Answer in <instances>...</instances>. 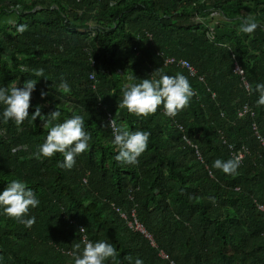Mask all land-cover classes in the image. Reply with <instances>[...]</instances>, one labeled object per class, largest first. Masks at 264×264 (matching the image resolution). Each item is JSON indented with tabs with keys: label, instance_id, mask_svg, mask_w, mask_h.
<instances>
[{
	"label": "trees",
	"instance_id": "16d2710c",
	"mask_svg": "<svg viewBox=\"0 0 264 264\" xmlns=\"http://www.w3.org/2000/svg\"><path fill=\"white\" fill-rule=\"evenodd\" d=\"M249 16L259 24L251 35L239 32ZM159 51L196 72L165 65ZM158 69L189 79V106L174 118L161 106L146 119L119 108L128 78L140 83ZM30 79L38 82L21 126L4 123L0 105V193L19 179L40 203L26 217H35L31 228L0 209V264H74L73 245L83 248L85 235L112 244L119 264H264V147L253 128L264 140L255 91L264 83V0H0V87ZM62 80L70 91L59 88ZM245 105L251 112L240 116ZM37 106L43 116L60 110L53 124L84 117L91 140L72 169L60 166V153L36 158L48 134L31 119ZM106 114L151 134L137 165L115 160ZM242 146L249 152L236 174L213 167ZM115 209L127 220L133 210L150 238Z\"/></svg>",
	"mask_w": 264,
	"mask_h": 264
},
{
	"label": "clouds",
	"instance_id": "9594fccd",
	"mask_svg": "<svg viewBox=\"0 0 264 264\" xmlns=\"http://www.w3.org/2000/svg\"><path fill=\"white\" fill-rule=\"evenodd\" d=\"M258 27L259 24L255 19L249 16L240 24L239 32L251 35ZM26 29V25H20L17 30L22 34ZM36 75L43 77V70ZM128 79L129 82L122 87V101L119 103V108L126 109L129 114L136 117L146 119L155 115L163 106L164 114L174 118L189 106L191 98L195 95L189 79L182 73L170 76L158 69L151 78L143 79L140 83L131 82V77ZM37 82L36 79H30L24 83L23 87H19L15 82L7 87H0V105L4 106L2 113L4 123L14 121L19 127L30 117L31 95ZM59 88L63 92L70 91L66 80L61 81ZM246 90L251 92V85H247ZM255 91L259 94L257 106H264V83L256 84ZM46 95L47 93L41 92L42 98ZM60 116L61 112L58 108L47 116H43L40 107L37 106L31 119L35 121L39 117L43 128L48 129V134L35 155L37 159L41 156L51 159L60 153L64 157L60 166L70 170L76 164V157L88 150L91 136L85 131L83 116L74 114L62 123L53 124V121L59 120ZM108 127L114 137L112 143L117 152L115 160L122 166L137 165L138 158L148 148L151 134L145 131H130L125 125H118L115 118L110 121ZM241 162L239 156L227 161L216 159L213 167L224 174L234 175ZM39 203L34 191L27 187L26 182L19 179L9 182L6 189L0 193V209L3 210V214L24 224L27 228L35 224V217H26H29L30 209L38 207ZM85 230L81 228L80 233H84ZM81 240L83 248L81 243L73 245L71 256L74 264H106L108 261H111V264H119L117 250L112 244L103 240L92 242L86 235L82 236ZM128 259L131 260V257ZM134 264H144V261L136 258Z\"/></svg>",
	"mask_w": 264,
	"mask_h": 264
},
{
	"label": "built area",
	"instance_id": "2783aa9c",
	"mask_svg": "<svg viewBox=\"0 0 264 264\" xmlns=\"http://www.w3.org/2000/svg\"><path fill=\"white\" fill-rule=\"evenodd\" d=\"M211 15L212 16H218V13L213 12ZM195 20L199 21V17L196 16ZM206 33H207V36H208V38L210 40L214 39V34H213L212 27H208ZM147 35L149 36V38H151V34H147ZM157 54L163 56V60H164L165 65H176V66H179V67H183V68L187 69V71L190 74H194L196 72L195 68L193 67V65L187 59H185L183 57H175V56H172V55H166V54H164L163 51H159ZM92 64H93V60H89V66L90 67H92ZM235 69L241 74L244 73L243 69L238 64L236 65ZM94 77H95V73L91 70L88 73V80L90 82H92V89H94V85H93ZM245 84H246V87H247V83L246 82H245ZM248 112H251V108H250L249 105H245V106H243V108L241 109L239 114H240V116H242V115H244V114H246ZM106 119H107V122L109 124L110 121H111V118H110L109 114H106ZM178 127H179L178 128L179 130H182V126L181 125H178ZM253 128L256 131V135L260 139L262 146L264 147V140L261 138V136H260V134H259V132L257 130V126L255 124H253ZM183 139H184V137H183ZM184 141H185V143L189 144L188 140L184 139ZM248 152H249L248 148L246 146H242V148L233 151L232 152V156L233 157L239 156V157H241V161H243V159L245 158V156H246V154ZM195 154L197 155L196 158L200 160V157L198 156V154L197 153H195ZM82 183L86 184V179L85 178H83ZM132 197H133V191L127 192V198L132 199ZM258 207H259L260 210L264 211V205H258ZM115 211L119 214L120 218L123 219L126 222L127 225H129L130 228L138 230L142 234H144V236L150 238L149 234L145 231V229L142 227V225L135 218V214H134L133 210L130 212L131 220H127L126 217H125V214L121 210L115 209ZM80 229H81V227H80ZM81 239H82V237H81ZM159 256H161L163 258H167V255H165L162 252L159 253Z\"/></svg>",
	"mask_w": 264,
	"mask_h": 264
},
{
	"label": "crops",
	"instance_id": "0c3cea01",
	"mask_svg": "<svg viewBox=\"0 0 264 264\" xmlns=\"http://www.w3.org/2000/svg\"><path fill=\"white\" fill-rule=\"evenodd\" d=\"M258 205H263V204H259V203H258ZM258 208H259V207H258Z\"/></svg>",
	"mask_w": 264,
	"mask_h": 264
},
{
	"label": "rangeland",
	"instance_id": "374dc122",
	"mask_svg": "<svg viewBox=\"0 0 264 264\" xmlns=\"http://www.w3.org/2000/svg\"><path fill=\"white\" fill-rule=\"evenodd\" d=\"M176 66V65H175Z\"/></svg>",
	"mask_w": 264,
	"mask_h": 264
}]
</instances>
